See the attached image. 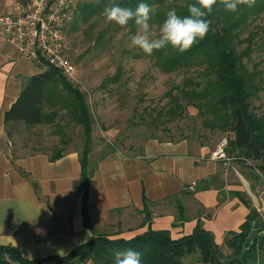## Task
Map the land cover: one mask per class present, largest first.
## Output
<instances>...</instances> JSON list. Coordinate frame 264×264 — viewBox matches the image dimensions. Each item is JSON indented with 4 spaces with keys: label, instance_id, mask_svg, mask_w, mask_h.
I'll return each instance as SVG.
<instances>
[{
    "label": "crops",
    "instance_id": "0c3cea01",
    "mask_svg": "<svg viewBox=\"0 0 264 264\" xmlns=\"http://www.w3.org/2000/svg\"><path fill=\"white\" fill-rule=\"evenodd\" d=\"M13 1L0 0V14L8 12ZM39 71L0 32V245L17 247L35 259L67 255L94 233L131 239L149 229L169 230L178 239L192 234L200 223L223 251L228 233L240 232L250 214L237 194L262 211L243 171L234 167L235 177L223 161L211 159L212 141L150 137L132 150L92 149L95 171L88 211L93 229L86 228L82 151L71 141L60 147L63 156L52 160L60 136L51 126L9 125L4 119L27 79ZM25 132L32 143L20 141ZM36 138L47 141L35 146Z\"/></svg>",
    "mask_w": 264,
    "mask_h": 264
},
{
    "label": "trees",
    "instance_id": "16d2710c",
    "mask_svg": "<svg viewBox=\"0 0 264 264\" xmlns=\"http://www.w3.org/2000/svg\"><path fill=\"white\" fill-rule=\"evenodd\" d=\"M178 1L171 0V3ZM184 1L186 4L176 9L180 16L187 15V5L192 2ZM142 2L155 9L152 21L162 23L167 12L161 13L157 5L169 3V0H101L85 4L82 10L94 14L103 12L105 7L112 4L135 9ZM263 10L264 0H255L251 7L241 5L234 13L217 4L207 17L211 21L210 31L190 50L180 53L168 46L150 55L159 60L167 71H178L192 65L206 66L205 80L196 82L195 86L198 88L193 91L194 96L199 102L208 96L213 101L215 110L230 109L233 123L227 126L230 130L227 132L228 155L240 160L243 158L261 160L260 171H264V118L254 112L251 102L259 90L255 82L258 76L243 63L237 40L240 31L254 15ZM129 24L135 26L132 22ZM53 82H58L61 86H50ZM198 106L199 103L195 102V107L199 108ZM4 119L9 125L23 122L30 127L39 124L51 126L53 133L60 136V143L55 144L56 154L52 155V160L61 158L64 148L60 147L72 141L67 134V130L72 128L71 121L83 127L85 142L80 156L83 222L86 228L92 230L88 197L91 178L95 171V162L92 159L93 155L91 156L94 121L86 94L80 86L74 85L55 68L41 70L27 79L20 96L5 112ZM113 151L112 149L104 152ZM237 195L247 205L250 214L242 224L240 232L228 233L225 244L231 250L229 255L222 252L213 234L199 223L192 234L178 239L172 238L169 230L149 229L131 239L112 238L107 234L94 233L89 241L67 255L35 259L25 257L17 247L0 245V264H114V252L127 248L139 251L143 264H188L185 258L195 254H199L198 260L206 264H225L223 261L226 259L232 260L227 264H264V260H261V254L264 253V221L249 200L240 193ZM179 212L182 214L181 205ZM256 219L261 220L262 228L251 242L249 238ZM244 245L247 250L244 257L239 258Z\"/></svg>",
    "mask_w": 264,
    "mask_h": 264
},
{
    "label": "rangeland",
    "instance_id": "374dc122",
    "mask_svg": "<svg viewBox=\"0 0 264 264\" xmlns=\"http://www.w3.org/2000/svg\"><path fill=\"white\" fill-rule=\"evenodd\" d=\"M72 1L77 14L66 29L65 46L77 72L74 77L67 78L86 94L94 121L93 148L107 146L109 151L132 150L150 137L179 139L193 136L212 141L216 148L220 140L228 136L230 130L227 126L233 123L230 109L215 110L208 96L200 102L194 96L193 91L198 88L196 82L205 80L204 64L167 71L159 60L131 46L136 26L120 27L107 23L103 12H83L85 4L101 0ZM185 4L184 0H179L157 7L162 13ZM150 24L153 37H158L162 23L151 20ZM237 46L245 66L258 76L255 82L259 90L251 102L254 112L264 118V10L254 15L240 31ZM50 86L61 85L53 82ZM195 102L199 103V108L195 107ZM71 122L68 134L72 147L83 151V127ZM28 134L25 132L20 136V141L32 143ZM45 141L47 138H36L34 145H43ZM261 164V160L250 158H231L225 163L235 177L234 167L243 171L250 184V193L259 199L264 221V171L259 169ZM222 252L229 255L231 250L223 247ZM198 258L199 254H195L185 261L206 264ZM261 260H264V253Z\"/></svg>",
    "mask_w": 264,
    "mask_h": 264
},
{
    "label": "built area",
    "instance_id": "2783aa9c",
    "mask_svg": "<svg viewBox=\"0 0 264 264\" xmlns=\"http://www.w3.org/2000/svg\"><path fill=\"white\" fill-rule=\"evenodd\" d=\"M76 14L72 0H14L10 10L0 14V32L41 70L52 67L72 78L77 67L66 52L65 32ZM228 146L229 137L224 136L211 159L227 163L232 158Z\"/></svg>",
    "mask_w": 264,
    "mask_h": 264
},
{
    "label": "clouds",
    "instance_id": "9594fccd",
    "mask_svg": "<svg viewBox=\"0 0 264 264\" xmlns=\"http://www.w3.org/2000/svg\"><path fill=\"white\" fill-rule=\"evenodd\" d=\"M217 4L234 13L241 5L253 6L255 0H192L187 5L185 16L178 15L176 9L171 8L160 26L158 37H153L150 24L155 9L147 3H139L135 9L112 4L104 8L103 16L107 23H114L120 27H126L130 22L134 23L137 31L131 37V46L140 49L146 55H152L154 51L168 46L183 53L190 50L198 40L206 37L211 25L207 17ZM114 264H143L142 255L133 248L116 250Z\"/></svg>",
    "mask_w": 264,
    "mask_h": 264
},
{
    "label": "water",
    "instance_id": "95a60500",
    "mask_svg": "<svg viewBox=\"0 0 264 264\" xmlns=\"http://www.w3.org/2000/svg\"><path fill=\"white\" fill-rule=\"evenodd\" d=\"M261 228H262V222H261V220L256 219L254 221V223H253V231H252V233L250 235V238H249L251 242L255 240V238L257 237V235H258V233H259V231H260ZM246 250H247V247H246V245H244L243 246V249H242V253L238 257L239 258H243ZM231 261L232 260H230V259H226L223 262L225 264H227V263H229Z\"/></svg>",
    "mask_w": 264,
    "mask_h": 264
}]
</instances>
